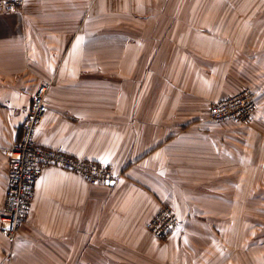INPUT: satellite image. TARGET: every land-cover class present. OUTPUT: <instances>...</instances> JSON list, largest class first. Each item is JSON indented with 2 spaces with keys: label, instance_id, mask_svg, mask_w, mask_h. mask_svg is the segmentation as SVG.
Instances as JSON below:
<instances>
[{
  "label": "crops",
  "instance_id": "crops-1",
  "mask_svg": "<svg viewBox=\"0 0 264 264\" xmlns=\"http://www.w3.org/2000/svg\"><path fill=\"white\" fill-rule=\"evenodd\" d=\"M43 80L36 141L120 177L44 169L15 240L0 233V264H264L257 233L235 253L222 223L186 221L165 241L146 228L162 204L197 220L226 210L228 186L259 174L264 0H25L0 12V212L5 149ZM246 85L260 104L253 124L207 118L210 101Z\"/></svg>",
  "mask_w": 264,
  "mask_h": 264
},
{
  "label": "built area",
  "instance_id": "built-area-1",
  "mask_svg": "<svg viewBox=\"0 0 264 264\" xmlns=\"http://www.w3.org/2000/svg\"><path fill=\"white\" fill-rule=\"evenodd\" d=\"M25 0H0V12L19 10ZM49 81L37 84L31 101L25 109L22 133L19 140L5 149L8 163L4 205L0 212V233L6 240H15L21 224L31 212L35 185L44 169L50 166L72 171L90 184L105 183L111 186L120 173L111 164L74 156L59 149L45 146L35 139L36 129L44 118ZM249 87L221 97L209 104V119L215 122L247 123L256 109V99ZM179 224V218L168 204H162L148 220L147 231L156 240H164ZM5 261L11 260L8 252Z\"/></svg>",
  "mask_w": 264,
  "mask_h": 264
},
{
  "label": "rangeland",
  "instance_id": "rangeland-1",
  "mask_svg": "<svg viewBox=\"0 0 264 264\" xmlns=\"http://www.w3.org/2000/svg\"><path fill=\"white\" fill-rule=\"evenodd\" d=\"M244 87H249L253 91V89L249 85L243 86L242 88ZM212 101H210L209 104ZM256 104H257V101H256ZM259 110H260V104H259V107L257 104L256 109L253 112V115L250 118V120L247 123H241L242 126L243 125L247 126L248 124L252 123L253 119H255L256 117H259V112H258ZM207 118L209 119L208 114H207ZM216 123H222L226 126L229 125V127L237 126V124H233V122L231 121H223V122H216ZM253 128L256 130H259V133L258 135L256 133V138L254 137V140L256 142L260 140V148H261L260 150L262 151V156H261V161H260L261 167L259 170V174H255L256 179L254 180V183H250L254 179L253 177L245 178V182L243 184L234 185V184L229 183L230 184L228 186L229 202H228V207L226 210H224V207H223L221 212H218V211H213L212 213L211 212L206 213L204 211L200 212L197 217L200 220L188 219L185 217L184 218L178 217L179 224L175 229L180 227L181 224L184 225L186 221L188 223H201L200 221H203V222L205 221V222H211V223L225 224L228 227H230L231 231H229L227 235H228V240L230 242H233L230 245V247L232 246L235 247V249L233 250V252L235 253L237 252L239 248H241L242 250H246L245 247H247V245L245 244L244 249H243L242 243L244 244L247 241H252L254 233L260 234L261 240L262 241L264 240V126L253 125ZM255 166H256V163H255ZM245 173L247 174L248 171L245 170ZM219 192L225 194L223 189H221V191ZM214 197H218V196H214ZM223 202H224V199H223ZM245 229L247 230L242 232ZM178 230H180V228H178L177 231ZM168 237L169 235L167 236V238ZM158 241H163V240H158ZM237 241H241V242L238 243Z\"/></svg>",
  "mask_w": 264,
  "mask_h": 264
},
{
  "label": "snow or ice",
  "instance_id": "snow-or-ice-1",
  "mask_svg": "<svg viewBox=\"0 0 264 264\" xmlns=\"http://www.w3.org/2000/svg\"><path fill=\"white\" fill-rule=\"evenodd\" d=\"M106 162V161H105Z\"/></svg>",
  "mask_w": 264,
  "mask_h": 264
}]
</instances>
